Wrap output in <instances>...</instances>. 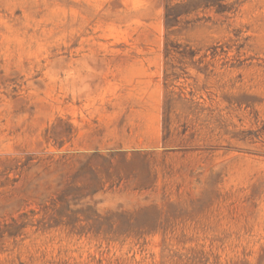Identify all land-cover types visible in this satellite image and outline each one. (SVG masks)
<instances>
[{
  "label": "rangeland",
  "instance_id": "374dc122",
  "mask_svg": "<svg viewBox=\"0 0 264 264\" xmlns=\"http://www.w3.org/2000/svg\"><path fill=\"white\" fill-rule=\"evenodd\" d=\"M0 264H264V0H0Z\"/></svg>",
  "mask_w": 264,
  "mask_h": 264
}]
</instances>
